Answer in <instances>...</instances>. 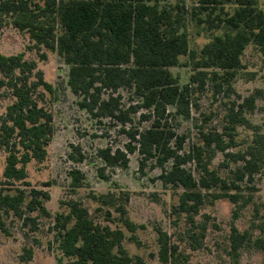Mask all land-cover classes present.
I'll return each mask as SVG.
<instances>
[{"label": "trees", "instance_id": "obj_1", "mask_svg": "<svg viewBox=\"0 0 264 264\" xmlns=\"http://www.w3.org/2000/svg\"><path fill=\"white\" fill-rule=\"evenodd\" d=\"M163 1L0 0V29L8 19L15 29L29 34L38 48L57 51L69 66L68 85L79 98L78 106L98 122L117 121L130 140L125 151H99L106 166L126 169L128 154L137 151L142 157L141 170L154 161L162 168L159 179L165 186L185 190L176 210L193 222L209 198H227L239 208L252 203V195H242L243 184L253 183L254 176L264 172V134L244 117V109L256 108V96H250L239 105V111L231 109L233 126L227 133L203 129L199 134L202 143L185 151L188 137L170 127L171 108L177 116L190 120L194 96L204 92L209 82L217 94L231 91L243 68L242 56L251 44L259 48L264 65V11L258 0H199L189 14L185 7L163 6ZM188 16L197 25L223 34L214 36L193 56L196 72L188 84L181 85L169 69L179 66L180 57L189 52ZM0 74V89L15 100L0 116V148L7 153L0 176L1 236L10 235L6 218L11 215L21 219L23 226L30 225L33 232L38 231V218H50L45 205L50 195L37 189L28 192L22 186H31L27 166L47 158L54 117L46 107V95L53 87L35 62L23 55L0 53ZM121 91L131 95L132 103H123ZM136 115L150 125L133 126ZM240 125L253 129L254 139L244 152L233 153L230 150L237 145L234 132ZM217 153L237 165L227 179L210 168ZM192 164L198 179L187 168ZM79 175V171L73 172L76 182L84 179ZM214 189L219 193H207ZM67 207L70 213L58 215L55 222L59 249L71 259L66 264H145L125 251L121 229L96 222L81 202L71 200ZM120 212L126 215L124 208ZM33 213L38 215L31 217ZM234 217L238 218V210ZM123 223L131 231L135 229L128 219ZM261 232L264 234V227ZM158 234L160 258L167 263L176 248L169 245L167 233L158 230ZM230 240L236 254L248 246L264 255L263 236L254 240L251 233H242L234 225ZM32 259L33 249H24L21 261Z\"/></svg>", "mask_w": 264, "mask_h": 264}, {"label": "rangeland", "instance_id": "obj_2", "mask_svg": "<svg viewBox=\"0 0 264 264\" xmlns=\"http://www.w3.org/2000/svg\"><path fill=\"white\" fill-rule=\"evenodd\" d=\"M198 2L164 0L162 5H180L191 14ZM258 5L264 11V0H258ZM177 12L176 9L174 13ZM188 17L185 30L189 38V52L180 57L179 66L169 69L181 85L188 84L196 72L193 56L199 55L214 36L223 34L221 30L210 31L206 26L197 25ZM0 53L5 56L23 55L25 60L37 64L45 81L53 87V92L46 95V107L54 117V135L47 148V158L43 162L33 160L27 166V181L31 186H22L28 192L37 189L50 195L45 202L50 218H38V231L33 232L30 225L23 226L21 219L13 215L7 217L10 235L0 236V264L70 262L71 259L59 249L55 222L58 215L70 213L67 204L71 200L81 202L96 222L113 230L121 229L125 251L134 260L141 258L145 264H264L262 252L245 246L236 254L230 240L234 225L242 233H251L254 240L264 237L261 232L264 227V172L256 174L253 183L243 184L242 195L253 196L252 203L247 207L239 208L227 198H209L191 222L187 214L176 210L185 190L165 186L159 179L162 168L157 167L154 161L148 162L141 170L142 157L137 151L128 154L126 169L106 166L99 151L106 148L125 151L130 140L117 121L98 122L78 106L79 98L68 85L69 66L57 51L38 48L29 34L15 29L7 19L0 29ZM242 63L243 68L238 70L231 91L217 94L209 82L204 92L195 94L190 120L177 116L175 109L171 108L174 116L169 122L170 127L177 134L188 137L185 151L202 143L199 134L203 129L227 133L233 126L229 118L231 109L239 111V105L250 96H256V108L254 111L244 109V117L264 134V65L259 48L254 44L248 46ZM120 93L125 105L134 100L127 91ZM14 101L7 90L0 89V116ZM149 125L142 122L140 115L134 116L133 126L144 128ZM234 134L237 145L230 152L239 153L252 143L255 132L240 125ZM6 158L7 153L0 148V176L5 170ZM227 164H230L229 168L225 167ZM236 167L235 163L227 162L223 153H217L210 166L224 179L229 178L230 171ZM187 168L199 178L193 164ZM74 171H79L84 179L76 182ZM207 193L217 194L219 191L214 189ZM120 208L126 210V215L120 212ZM236 210L237 219L234 217ZM37 215L30 214L31 217ZM124 219L135 225L133 231L123 223ZM73 225L74 222L69 227ZM158 230L167 233L169 245L172 249L176 248L167 263L160 258ZM24 249H33V259L28 263L21 261Z\"/></svg>", "mask_w": 264, "mask_h": 264}]
</instances>
